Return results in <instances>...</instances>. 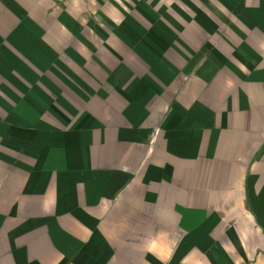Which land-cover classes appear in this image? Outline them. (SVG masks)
Instances as JSON below:
<instances>
[{"label": "crops", "instance_id": "obj_1", "mask_svg": "<svg viewBox=\"0 0 264 264\" xmlns=\"http://www.w3.org/2000/svg\"><path fill=\"white\" fill-rule=\"evenodd\" d=\"M0 264H264V0H0Z\"/></svg>", "mask_w": 264, "mask_h": 264}]
</instances>
